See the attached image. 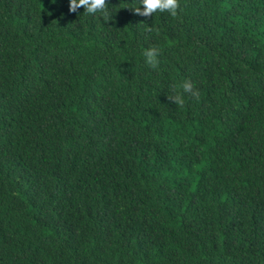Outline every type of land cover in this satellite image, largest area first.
<instances>
[{
	"label": "trees",
	"instance_id": "1",
	"mask_svg": "<svg viewBox=\"0 0 264 264\" xmlns=\"http://www.w3.org/2000/svg\"><path fill=\"white\" fill-rule=\"evenodd\" d=\"M133 3L0 0V264H264V0Z\"/></svg>",
	"mask_w": 264,
	"mask_h": 264
},
{
	"label": "clouds",
	"instance_id": "2",
	"mask_svg": "<svg viewBox=\"0 0 264 264\" xmlns=\"http://www.w3.org/2000/svg\"><path fill=\"white\" fill-rule=\"evenodd\" d=\"M55 2V0H53ZM140 16H153L154 13H167L175 17L179 8V0H134L132 6H126ZM82 8V13L98 16L105 22L110 19V13L106 0H67V10L69 13L77 12ZM149 30L151 28L149 27ZM160 48L158 46H148L141 48V56L144 64L151 68H156L159 62ZM168 99L175 105H184L187 98H197L199 89L194 82L188 78L183 79L178 84H174Z\"/></svg>",
	"mask_w": 264,
	"mask_h": 264
}]
</instances>
